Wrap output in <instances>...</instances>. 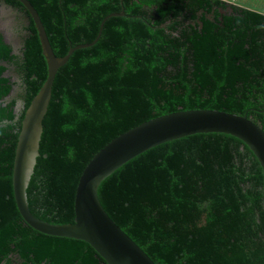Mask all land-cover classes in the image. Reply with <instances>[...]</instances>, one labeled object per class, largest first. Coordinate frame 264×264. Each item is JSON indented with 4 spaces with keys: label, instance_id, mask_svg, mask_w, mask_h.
<instances>
[{
    "label": "trees",
    "instance_id": "trees-1",
    "mask_svg": "<svg viewBox=\"0 0 264 264\" xmlns=\"http://www.w3.org/2000/svg\"><path fill=\"white\" fill-rule=\"evenodd\" d=\"M56 57L30 213L73 224L90 159L153 118L217 110L264 131V13L223 0H28ZM28 13L18 0H0ZM18 51L0 32V264H106L85 242L41 234L22 220L12 186L22 121L47 78L31 18ZM9 72L16 74L13 80ZM18 88L13 95L14 88ZM113 222L155 264H264V178L238 139L197 134L125 163L98 187Z\"/></svg>",
    "mask_w": 264,
    "mask_h": 264
},
{
    "label": "water",
    "instance_id": "water-1",
    "mask_svg": "<svg viewBox=\"0 0 264 264\" xmlns=\"http://www.w3.org/2000/svg\"><path fill=\"white\" fill-rule=\"evenodd\" d=\"M33 21L47 61V78L31 101L22 121L14 158L12 186L17 210L33 230L56 238L85 242L106 264H155L108 216L98 199V187L107 177L128 161L156 146L197 134L232 136L253 153L264 178V131L247 118L217 110H185L162 115L143 122L117 136L100 149L83 169L74 195L73 224L53 225L34 217L28 208L26 189L38 157L42 119L47 111L55 75L72 53L93 46L100 38L105 21L96 38L88 44L69 49L64 57L53 53L37 11L28 0H18ZM3 7L8 6L5 3Z\"/></svg>",
    "mask_w": 264,
    "mask_h": 264
},
{
    "label": "rangeland",
    "instance_id": "rangeland-1",
    "mask_svg": "<svg viewBox=\"0 0 264 264\" xmlns=\"http://www.w3.org/2000/svg\"><path fill=\"white\" fill-rule=\"evenodd\" d=\"M0 10V32L3 33L6 42L11 44L15 51H18L19 46L23 43L21 28L25 25V19L18 12L9 10L2 5H0ZM9 74L12 75L13 80H18L15 73L9 72ZM17 92L18 88L15 87L13 95H16Z\"/></svg>",
    "mask_w": 264,
    "mask_h": 264
},
{
    "label": "crops",
    "instance_id": "crops-1",
    "mask_svg": "<svg viewBox=\"0 0 264 264\" xmlns=\"http://www.w3.org/2000/svg\"><path fill=\"white\" fill-rule=\"evenodd\" d=\"M223 1L264 13V0H223Z\"/></svg>",
    "mask_w": 264,
    "mask_h": 264
},
{
    "label": "flooded vegetation",
    "instance_id": "flooded-vegetation-1",
    "mask_svg": "<svg viewBox=\"0 0 264 264\" xmlns=\"http://www.w3.org/2000/svg\"><path fill=\"white\" fill-rule=\"evenodd\" d=\"M8 9L9 10H13V11H15V12H18L19 14H21V16L25 19V25H23V27L21 28L22 30H21V36H22V40H23V38L24 37H26V35H27V31H26V27L28 26V21H27V19H26V14L24 13V12H22V11H19V10H17V9H13V8H11V7H8ZM1 11V10H0ZM23 34V35H22ZM21 46H19V48H20Z\"/></svg>",
    "mask_w": 264,
    "mask_h": 264
}]
</instances>
